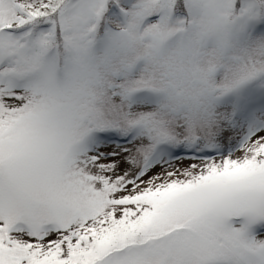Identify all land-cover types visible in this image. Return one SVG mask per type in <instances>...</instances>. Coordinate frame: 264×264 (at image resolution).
<instances>
[{
	"label": "snow or ice",
	"instance_id": "1",
	"mask_svg": "<svg viewBox=\"0 0 264 264\" xmlns=\"http://www.w3.org/2000/svg\"><path fill=\"white\" fill-rule=\"evenodd\" d=\"M0 264H264V0H0Z\"/></svg>",
	"mask_w": 264,
	"mask_h": 264
}]
</instances>
